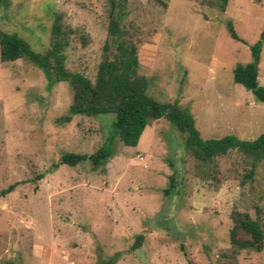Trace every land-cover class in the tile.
Masks as SVG:
<instances>
[{
	"label": "rangeland",
	"instance_id": "rangeland-1",
	"mask_svg": "<svg viewBox=\"0 0 264 264\" xmlns=\"http://www.w3.org/2000/svg\"><path fill=\"white\" fill-rule=\"evenodd\" d=\"M108 1H0V29L41 53L61 15L73 30L66 68L93 81ZM124 22L138 32V74L148 79V94L189 111L202 140L252 141L264 133V104L232 75L252 62L264 0H228L224 11L189 0H129ZM257 80L264 87V43ZM70 102L67 83L50 86L22 59L0 61V190L14 185L0 198V264H103L114 257L113 264H264V247L237 251L228 240L234 211L264 234V160L251 178L250 159L236 150L200 164L185 150L186 134L160 119L136 147L115 139L103 167L62 165L64 153L101 147L113 118L75 115L57 125ZM171 175L177 191L165 196ZM138 235L140 250H133Z\"/></svg>",
	"mask_w": 264,
	"mask_h": 264
},
{
	"label": "trees",
	"instance_id": "trees-1",
	"mask_svg": "<svg viewBox=\"0 0 264 264\" xmlns=\"http://www.w3.org/2000/svg\"><path fill=\"white\" fill-rule=\"evenodd\" d=\"M4 1V0H0ZM129 0H109L107 11V37L102 47L101 60L96 68L95 78L89 80L79 72L66 68V49L73 30L62 23L61 15L55 14L50 27L48 47L41 53L31 50L28 43L16 33L0 29V61L14 62L25 60L42 70L49 85L65 82L71 90V102L64 115L55 119L57 125L69 123L75 115L97 117L112 114L109 122L110 133L94 153L90 155L79 153H64L59 163L74 167L88 162L92 169L103 167L111 156V146L115 139L125 146L136 147L141 134L151 121L163 119L186 134L185 150L192 157L207 165L214 158L236 150L245 154L251 162L248 177L258 163L264 160V133L252 141H240L234 136L220 139L202 140L194 127V119L189 111L176 102L162 103L148 94L149 81L138 74V32L124 22V16ZM202 5H209L224 11L228 0H189ZM161 5L165 6L164 1ZM230 36L237 39L231 21L226 22ZM264 43V31L259 40L251 47L252 62L237 65L233 71V80L249 90L256 100L264 104V87L257 80L259 52ZM14 188L9 185L0 190V198L5 197ZM177 191V180L169 176V187L164 190L165 196L171 191ZM231 227L228 240L234 249H251L260 252L264 247V234L258 222L249 215L234 211L231 214ZM142 235L136 236L132 249H139ZM115 258L103 264H113Z\"/></svg>",
	"mask_w": 264,
	"mask_h": 264
}]
</instances>
